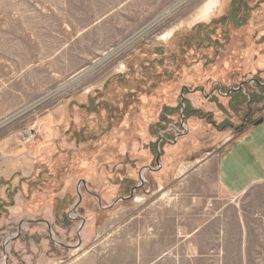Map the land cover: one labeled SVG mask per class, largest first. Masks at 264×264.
I'll return each instance as SVG.
<instances>
[{
    "label": "rangeland",
    "instance_id": "rangeland-1",
    "mask_svg": "<svg viewBox=\"0 0 264 264\" xmlns=\"http://www.w3.org/2000/svg\"><path fill=\"white\" fill-rule=\"evenodd\" d=\"M263 112L264 0H0V264H148L181 198L220 235L157 264H264V182L218 176Z\"/></svg>",
    "mask_w": 264,
    "mask_h": 264
},
{
    "label": "crops",
    "instance_id": "crops-1",
    "mask_svg": "<svg viewBox=\"0 0 264 264\" xmlns=\"http://www.w3.org/2000/svg\"><path fill=\"white\" fill-rule=\"evenodd\" d=\"M233 129L234 135L230 134L228 141L223 146H220L223 151L218 156V176L221 192H224L227 197L233 196L235 199L253 185L264 182V112L255 118L254 121L246 122L245 125L235 126ZM213 160L214 157L208 158L206 163ZM175 186L177 185L171 187ZM180 192L181 194H187L189 189H185V186H182L180 187ZM228 206L227 204L220 205L214 200H212V205H208V202L201 203L197 200L184 198L174 202L169 201L165 207L171 208L172 211L164 212V217H162L163 219L166 217L176 219L172 222L177 223L178 231H174V237L179 242L165 247L148 264H157L161 257H166L167 255L194 257L192 258L193 261H195V258L202 256L204 247L199 241L210 238L215 239V233H213L212 237L211 234L207 233L210 231L209 225H220L216 232L217 235H220L218 231H220L221 223L224 222L223 219L225 217V215L222 216V212ZM152 207L157 208V202ZM152 207L150 206V208ZM199 208H208V215H203V211L198 212ZM177 209H180V211H176ZM149 213L152 214L151 211ZM154 213L157 217L156 212ZM217 240H220V238ZM212 251L215 254V249ZM198 260L196 261L198 262Z\"/></svg>",
    "mask_w": 264,
    "mask_h": 264
},
{
    "label": "water",
    "instance_id": "water-1",
    "mask_svg": "<svg viewBox=\"0 0 264 264\" xmlns=\"http://www.w3.org/2000/svg\"><path fill=\"white\" fill-rule=\"evenodd\" d=\"M159 162H160V156L158 155V156H157V163H159ZM80 200H81V196H79V201L75 204V207L78 206Z\"/></svg>",
    "mask_w": 264,
    "mask_h": 264
},
{
    "label": "bare ground",
    "instance_id": "bare-ground-1",
    "mask_svg": "<svg viewBox=\"0 0 264 264\" xmlns=\"http://www.w3.org/2000/svg\"><path fill=\"white\" fill-rule=\"evenodd\" d=\"M211 8V6L209 7V9Z\"/></svg>",
    "mask_w": 264,
    "mask_h": 264
}]
</instances>
